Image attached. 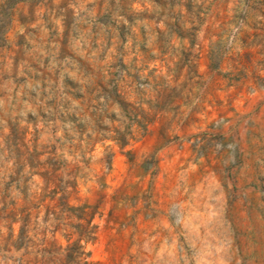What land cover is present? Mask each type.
<instances>
[{
  "label": "rangeland",
  "instance_id": "rangeland-1",
  "mask_svg": "<svg viewBox=\"0 0 264 264\" xmlns=\"http://www.w3.org/2000/svg\"><path fill=\"white\" fill-rule=\"evenodd\" d=\"M5 39L0 264H264V0H38Z\"/></svg>",
  "mask_w": 264,
  "mask_h": 264
},
{
  "label": "trees",
  "instance_id": "trees-1",
  "mask_svg": "<svg viewBox=\"0 0 264 264\" xmlns=\"http://www.w3.org/2000/svg\"><path fill=\"white\" fill-rule=\"evenodd\" d=\"M38 0H0V46L4 45L6 39L5 36L7 34L8 28L12 19V12L15 7L21 3L26 2H35ZM141 126V125H138ZM146 127H139L135 133H132L131 141L137 140V138H143L146 134ZM124 146H128V143H125ZM78 241L70 245V248L77 247L80 249ZM88 254H78L76 259H71V264H94L90 262Z\"/></svg>",
  "mask_w": 264,
  "mask_h": 264
}]
</instances>
